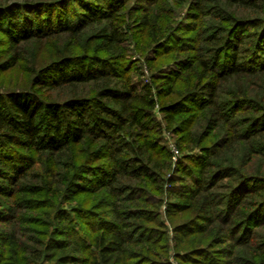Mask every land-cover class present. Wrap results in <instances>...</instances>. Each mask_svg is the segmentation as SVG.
I'll use <instances>...</instances> for the list:
<instances>
[{"label":"trees","instance_id":"1","mask_svg":"<svg viewBox=\"0 0 264 264\" xmlns=\"http://www.w3.org/2000/svg\"><path fill=\"white\" fill-rule=\"evenodd\" d=\"M154 2L0 0V264H169L163 216L183 263L264 264V0H193L168 30ZM156 110L191 151L168 178Z\"/></svg>","mask_w":264,"mask_h":264},{"label":"rangeland","instance_id":"2","mask_svg":"<svg viewBox=\"0 0 264 264\" xmlns=\"http://www.w3.org/2000/svg\"><path fill=\"white\" fill-rule=\"evenodd\" d=\"M141 0H134V3H140ZM155 1L154 3L150 4L151 6H153V16L155 17H161L162 23L164 24V26L166 25V29H171V28H175V27H183L185 23L190 22V18H189V10H190V5L191 2L193 0H152ZM129 5H132V2H129L128 6L125 9L129 8ZM133 22H131L130 27L126 28V32L128 35H130V38L128 40V42H126V47L128 50V54H127V61H129V64H132L133 66L136 65L139 68V74L140 76H136L135 77V81L137 82H142V83H147L150 80V75L151 73L147 70V68L145 67L144 64V56L142 53H139V51L137 50V42L138 39L135 37L136 35V30L133 26ZM167 29V30H168ZM132 35V36H131ZM117 49L123 47L121 44L116 45ZM54 51V50H53ZM51 53H47L46 57H45V61H48L51 59ZM18 72L14 73L15 75H12L10 77H12L14 79V81L18 82L20 86L25 85L24 82L27 80V77L24 75H19L17 74ZM137 73L134 72L133 75H135ZM29 81V80H28ZM30 84V81H29ZM4 88H0V93H3ZM5 90V89H4ZM155 117L157 118V122L159 124H161V129H162V141L161 144L163 145V147L166 148V150L171 154V156H173V150H177L178 151V156L177 159L179 160L182 156L187 155L189 153H191L190 150H184L185 152H181L179 151V145H177V141L179 136L174 134L172 131L170 130H166L165 128V124L162 120V115L158 112V110H156L154 112ZM198 150V149H197ZM197 150H193V153H198ZM227 160L228 161H234L235 165H240V163L238 161L241 162L240 157H236L233 158V155L231 154H227ZM171 167L169 168V170L166 171L165 173V178L168 177H172L175 174L174 169L176 168V163L175 165H173V157L171 158ZM224 165H226V161L223 162ZM85 176L87 177H91L90 174L87 172L85 174ZM26 183V182H25ZM29 187L30 185L26 184L23 185L21 187V189H23V192L25 190L24 194H18L19 196H25L27 195V191H26V187ZM5 187H9L8 189V193H4V194H0V236L3 235V233H7L9 228V224H6L4 221V218L6 217V214H4V212L6 211L8 205H10L11 203H15V199L9 198V192L12 191V189H10V186H5ZM10 189V190H9ZM173 190V188L171 189V187L169 186V184H165L164 185V194L161 196L163 199V205L161 207V209L164 208V203L167 200V197L169 196V193H171ZM19 193V192H18ZM17 195V194H16ZM82 198L77 199V202H74L72 205L73 206H78L80 204H83L84 202V198H83V194L79 195ZM93 202V200H91V198H89V200L87 201V205L86 207H89L91 205V203ZM71 206V205H70ZM98 211H105V208H101V210ZM37 214H35V217H39V219H42L43 217L45 218V212L40 210V211H36ZM25 215H33V214H29V212H26ZM102 215V214H101ZM3 216V217H1ZM105 216V215H103ZM110 216L107 215L106 219H109ZM165 223H166V227L168 229V233H167V237H168V243H169V264H190V263H183L180 258L178 257V255H185L184 252H180V254L175 253V251L172 249V245L174 244V241H172V229L169 225V223L164 219V216L162 217V219ZM24 233H27V226H22L21 227ZM25 229V230H24ZM32 234V232H31ZM31 234H26L27 236H30ZM24 239V237H23ZM199 240V239H197ZM33 240H31L30 245H33ZM28 243V242H27ZM206 244L204 243L203 246H205ZM251 251H248V248L246 247H240L237 249V256H236V264H244L243 260L248 261L247 259L249 258Z\"/></svg>","mask_w":264,"mask_h":264},{"label":"built area","instance_id":"3","mask_svg":"<svg viewBox=\"0 0 264 264\" xmlns=\"http://www.w3.org/2000/svg\"><path fill=\"white\" fill-rule=\"evenodd\" d=\"M173 152V165H175V163L177 162V156H178V151L175 149L172 151Z\"/></svg>","mask_w":264,"mask_h":264}]
</instances>
